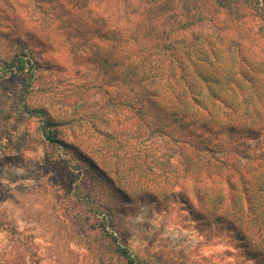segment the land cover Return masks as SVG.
Masks as SVG:
<instances>
[{"label": "rangeland", "instance_id": "rangeland-1", "mask_svg": "<svg viewBox=\"0 0 264 264\" xmlns=\"http://www.w3.org/2000/svg\"><path fill=\"white\" fill-rule=\"evenodd\" d=\"M152 2L90 0L83 10L68 0H0V59L27 45L37 60L29 90L20 77H9L0 88V264H123L112 235L142 264H264L257 247H248L261 240L251 226L242 237L223 216H195L181 196L159 201L137 191L126 198L114 188L117 178L127 194L137 190L138 174L149 175L148 165L159 173L171 164L159 177L162 183L169 174L171 181L181 159L174 149L166 151L168 139L148 138L145 122L112 106L114 88L107 86V93L98 86L108 81L102 52L111 61H130L151 44L130 34L154 21ZM211 9L201 29L232 32ZM103 23L129 38L124 48H110ZM27 107L45 108L46 117L50 111L74 151L92 156L110 175L80 168L85 161L77 154L71 158L70 148L52 147L42 133L43 117ZM246 150L263 151L264 134L248 140ZM182 184L174 189L193 201L191 177ZM193 205L203 214L201 205Z\"/></svg>", "mask_w": 264, "mask_h": 264}, {"label": "trees", "instance_id": "trees-1", "mask_svg": "<svg viewBox=\"0 0 264 264\" xmlns=\"http://www.w3.org/2000/svg\"><path fill=\"white\" fill-rule=\"evenodd\" d=\"M68 1L83 10L90 6V0ZM152 3L148 13L154 21L138 25L130 34L132 40L144 38L151 44L130 61H111L102 52L100 67L108 81L104 79L98 86L104 91L107 86L114 88L112 106L131 112L133 121L145 122L148 138L168 139L166 151L174 149L181 159L171 181L169 174L162 183L159 180L171 164H163L159 173L148 165L149 175L138 174L142 183L137 190L127 194L126 186L117 178H112L114 188L126 198L137 191L152 193L159 201L162 196L164 200L181 196L184 203H192L195 216L216 220L223 216L242 237H247L251 226L261 240L248 247L255 246L256 253L264 255V150L254 154L246 150L248 140L264 134V0ZM208 9L229 22L232 32L218 27L202 30L211 19ZM102 27H108L104 37L112 41V50H120L129 42L121 29L112 30L104 23ZM36 72L33 51L22 45L12 58L0 59V88L6 86L9 77H20L26 81L25 91L29 90ZM27 112L43 117L42 133L52 147L70 148L71 158L77 154L85 161L80 168L90 170L92 166L105 174L92 156L74 151V145L64 139L61 121L50 111L49 117L45 108L27 107ZM130 167L134 169V165ZM113 173H118V168ZM189 177L193 201L201 205L203 214L196 212L190 196L174 189ZM181 186L183 189L184 184ZM112 239L123 264H142L116 236Z\"/></svg>", "mask_w": 264, "mask_h": 264}]
</instances>
